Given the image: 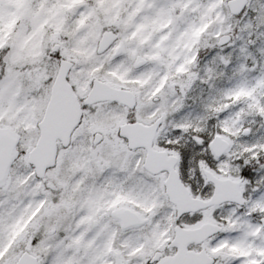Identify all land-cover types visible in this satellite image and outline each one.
Returning a JSON list of instances; mask_svg holds the SVG:
<instances>
[{
  "label": "snow or ice",
  "instance_id": "1",
  "mask_svg": "<svg viewBox=\"0 0 264 264\" xmlns=\"http://www.w3.org/2000/svg\"><path fill=\"white\" fill-rule=\"evenodd\" d=\"M0 264H264V0H0Z\"/></svg>",
  "mask_w": 264,
  "mask_h": 264
}]
</instances>
